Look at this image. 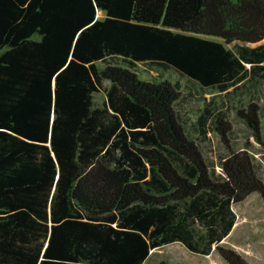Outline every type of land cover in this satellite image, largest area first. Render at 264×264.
<instances>
[{"label":"trees","instance_id":"trees-1","mask_svg":"<svg viewBox=\"0 0 264 264\" xmlns=\"http://www.w3.org/2000/svg\"><path fill=\"white\" fill-rule=\"evenodd\" d=\"M263 39L264 0H0V264H250Z\"/></svg>","mask_w":264,"mask_h":264},{"label":"rangeland","instance_id":"rangeland-1","mask_svg":"<svg viewBox=\"0 0 264 264\" xmlns=\"http://www.w3.org/2000/svg\"><path fill=\"white\" fill-rule=\"evenodd\" d=\"M97 15L102 17L103 14L98 11ZM140 76L143 79H152L155 74L143 73ZM166 77L172 82L180 80L173 74H167ZM180 81L184 83V80ZM103 99V93L94 94L96 104H101ZM245 136V131H238L237 139H231L230 142L237 147L244 143ZM233 210L237 214V221L230 236L224 240L225 247L237 252L250 264H264V201L258 195L252 194L241 203H235ZM155 252L156 255L152 253L146 264H156L157 259L164 255L173 262L182 264H228L215 250L209 255H201L190 252L179 243L168 244Z\"/></svg>","mask_w":264,"mask_h":264},{"label":"crops","instance_id":"crops-1","mask_svg":"<svg viewBox=\"0 0 264 264\" xmlns=\"http://www.w3.org/2000/svg\"><path fill=\"white\" fill-rule=\"evenodd\" d=\"M180 244V243H179Z\"/></svg>","mask_w":264,"mask_h":264}]
</instances>
